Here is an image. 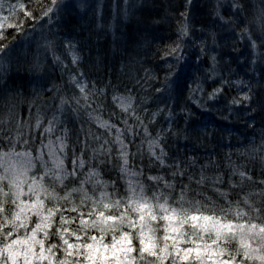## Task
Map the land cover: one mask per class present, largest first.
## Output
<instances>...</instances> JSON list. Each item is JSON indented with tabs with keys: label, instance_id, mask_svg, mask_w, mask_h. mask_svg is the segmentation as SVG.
<instances>
[{
	"label": "trees",
	"instance_id": "16d2710c",
	"mask_svg": "<svg viewBox=\"0 0 264 264\" xmlns=\"http://www.w3.org/2000/svg\"><path fill=\"white\" fill-rule=\"evenodd\" d=\"M18 4H23L32 17H40L50 0H2L0 16H9L8 6ZM132 6L134 13L135 6H139L133 17L140 32L139 62L135 70L127 73L120 56L112 52V46L126 38V29L131 27L126 11ZM24 10L17 8L8 21L12 24L23 21L24 31L18 33L15 27H6L4 38L0 39V44L9 45L7 52L0 56V87L8 93V98L0 104V117L10 118L9 127L13 130L17 121L34 125L37 109L43 114L46 125L56 112L60 97L66 98L69 103L62 115L65 123L58 127L69 129V158L65 163L71 169L72 148L75 146L79 155L82 145L77 139H84L81 127L96 130V126H90L93 122L87 115L91 109H81L78 114L72 112L76 107L73 97L79 96V90L69 83L70 76L79 77L82 73L90 91L93 85L104 89V95L93 96V99L103 106V112L98 114L105 120L123 127L120 121L125 114L116 107L112 97L134 98L133 106L148 124L151 136L160 133L169 164L179 160L181 168H185L188 159L195 158L197 166L187 168V174L198 176L199 166L213 161L206 174L223 175L225 183L220 187L229 191L228 198L233 203L245 194L264 188L258 183L264 180V160L261 159L264 157V0H60L50 18L40 20L25 17ZM184 23L188 25L189 34L181 39L178 29ZM178 40L181 43L179 55L183 57L179 62V78L173 76L175 83L170 90L158 93L156 89L178 66L175 57L161 60V56ZM69 41L80 57L77 65L71 63L66 52L65 44ZM47 42L53 43L66 69L53 63L51 52L44 47ZM197 86L202 91L193 92ZM216 88H222V92L209 100L208 94ZM246 93L250 96L247 101L241 99ZM233 99L241 102L232 104ZM161 109L155 121L149 123L152 113ZM24 131L29 135L37 134L35 143L30 146L38 147V133L42 129L25 127ZM139 143L140 137H136L135 144ZM254 149L258 151L253 152ZM130 150L137 149L130 145ZM85 159H88L87 154ZM136 163L140 164L139 157ZM148 164L145 153L143 179L151 195L154 188L147 176L164 175L172 179L170 173L174 169H161L158 165L149 168ZM231 165L246 171L256 183L246 181L242 188L231 190L230 177L239 183V176L231 175ZM100 170L103 173V167ZM111 173L105 176L106 180L118 181L117 189L123 195L125 185L118 179L119 172L118 177L114 170ZM187 174L176 177V189L188 184ZM191 187L226 206L211 184L197 187L193 183ZM253 199L258 201L259 197Z\"/></svg>",
	"mask_w": 264,
	"mask_h": 264
},
{
	"label": "snow or ice",
	"instance_id": "6c2138e0",
	"mask_svg": "<svg viewBox=\"0 0 264 264\" xmlns=\"http://www.w3.org/2000/svg\"><path fill=\"white\" fill-rule=\"evenodd\" d=\"M59 5L60 0H50L40 17H32L23 4L9 5V16H0V39L4 38L6 27H15L18 33L24 31L23 21L8 23L17 8L24 10L25 17L40 20L50 18ZM181 15L186 17L187 13ZM178 33L181 39L189 34L187 23L180 26ZM252 46L256 47L255 41ZM44 47L51 52L54 64L67 68L52 42ZM8 48L9 45L0 44V56ZM65 49L71 63L77 65L80 57L75 45L66 42ZM180 51L178 40L161 56V60L175 57L178 66L156 89L158 93L170 90L175 83L173 76L179 78V62L183 59ZM212 59L215 61V57ZM69 83L79 90V96L73 97L76 107L72 112L91 109L87 112L89 121L102 130L81 127L84 139H77L82 145L79 155L75 146L72 148L71 169L65 163L69 158V129L58 127L65 123L62 115L69 103L66 98L60 97L56 112L46 125L39 109L34 125L17 121L14 130L9 127L10 118L0 117V264H264V188L233 203L228 198L229 191L220 187L225 183L223 175L206 174L213 161L199 166L198 176L187 174V168L197 166L195 158H189L185 168H181L179 160L167 162L169 157L160 133L151 136L148 124L133 106V97H112L125 114L121 127L98 114L103 112V106L93 96L104 95V89L93 85L90 91L82 73L79 77L71 75ZM192 91L202 89L197 86ZM221 92L222 88L214 89L208 99ZM241 99L247 101L250 96L246 93ZM160 111L163 109L152 113L149 123L155 121ZM25 127L42 129L38 133V147L30 146L37 134L29 135ZM136 137H140L138 145ZM130 145L137 150L132 152ZM145 153L149 168L158 165L161 169H174L170 173L172 179L164 175L147 176L154 188L151 195L143 179ZM101 167L119 172L125 185L123 195L117 189L118 181L103 179ZM231 168V175L239 176V183L229 178L231 190L242 188L246 181L256 183L246 171L235 165ZM186 174L188 184H182L179 194L173 197L176 177ZM69 180L74 182L70 188L66 183ZM193 183L197 187L211 184L226 206L196 192L191 187ZM258 183L264 185V180ZM190 193H194L191 198ZM195 195L202 199H196Z\"/></svg>",
	"mask_w": 264,
	"mask_h": 264
},
{
	"label": "rangeland",
	"instance_id": "374dc122",
	"mask_svg": "<svg viewBox=\"0 0 264 264\" xmlns=\"http://www.w3.org/2000/svg\"><path fill=\"white\" fill-rule=\"evenodd\" d=\"M1 2H2V0H0V7H1ZM111 4H112V6H114L113 3H111ZM133 7L134 6H132L129 10L126 11V13L129 14L127 16V19H128L127 23L129 25H131V27L126 29V31H127L126 38L124 40L120 41V42H117V44L112 46V52L114 53V55H119L120 56L121 62H122V64H124L125 71H127V73L132 72L133 70H135L136 67L138 66V62H139L138 51L137 50L139 48L140 32H139L137 26L135 25V23L137 21L133 18L134 16L137 15L136 12H137L139 6H135V8H136V12L135 13L131 10ZM97 8H99V6ZM104 8H106V5L104 6ZM104 8H102V9H104ZM99 10H101V8L98 9V11ZM124 10H125V8H124ZM0 12H2V11H0ZM6 98H8L7 91L5 89H3L2 87H0V104ZM93 125L96 126L94 123L90 124V126H93ZM94 131H97V129L94 130ZM102 172L103 173H101V175H102L104 180H106L105 176L107 174L111 173V171H109L108 169H105V168H103ZM114 175H116V177H118L117 170H114ZM106 181H108V180H106ZM119 181H120V183L124 184L121 180H119ZM66 183H67L69 188L72 187L73 184H74V182L71 181V180H69ZM109 190L111 191V189H109ZM179 191H180V189H175L173 191L174 195L177 196L179 194ZM193 195H194V193H190V198ZM195 198L199 199L197 197V195H195Z\"/></svg>",
	"mask_w": 264,
	"mask_h": 264
}]
</instances>
